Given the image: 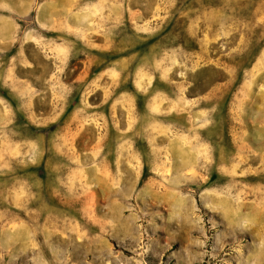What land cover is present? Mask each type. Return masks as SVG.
Instances as JSON below:
<instances>
[{
    "label": "rangeland",
    "instance_id": "374dc122",
    "mask_svg": "<svg viewBox=\"0 0 264 264\" xmlns=\"http://www.w3.org/2000/svg\"><path fill=\"white\" fill-rule=\"evenodd\" d=\"M0 264H264V0H0Z\"/></svg>",
    "mask_w": 264,
    "mask_h": 264
}]
</instances>
